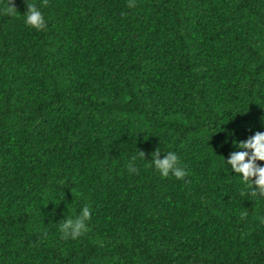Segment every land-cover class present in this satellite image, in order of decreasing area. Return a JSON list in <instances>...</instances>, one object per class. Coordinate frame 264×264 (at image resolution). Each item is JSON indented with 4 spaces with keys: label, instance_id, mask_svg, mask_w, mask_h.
Masks as SVG:
<instances>
[{
    "label": "trees",
    "instance_id": "trees-1",
    "mask_svg": "<svg viewBox=\"0 0 264 264\" xmlns=\"http://www.w3.org/2000/svg\"><path fill=\"white\" fill-rule=\"evenodd\" d=\"M258 131L264 0H0V264H264V198L224 164Z\"/></svg>",
    "mask_w": 264,
    "mask_h": 264
},
{
    "label": "clouds",
    "instance_id": "clouds-1",
    "mask_svg": "<svg viewBox=\"0 0 264 264\" xmlns=\"http://www.w3.org/2000/svg\"><path fill=\"white\" fill-rule=\"evenodd\" d=\"M47 0H45V3ZM12 3V0H11ZM133 3H129V7H133ZM11 8H15L11 6ZM27 27L36 31H42L47 27L45 16L41 9L35 4H31L27 8V14L24 18ZM231 135V134H230ZM227 143L228 140L226 139ZM233 147L238 149L232 151L224 164L228 170L235 175H239L242 183L246 186L247 192L242 193L252 197L264 198V132L258 131L243 141H231ZM161 153H164L161 158ZM144 158V153L141 152ZM150 167L162 178H168L170 175L177 180L183 179L187 173L179 163V157L174 151H160L156 149L151 154ZM145 159V158H144ZM127 171L130 174H138L139 166L136 158H131L126 164ZM91 218V209L84 206L79 215L74 219L65 220L60 226L62 238L65 240H75L84 235L88 231V221Z\"/></svg>",
    "mask_w": 264,
    "mask_h": 264
}]
</instances>
